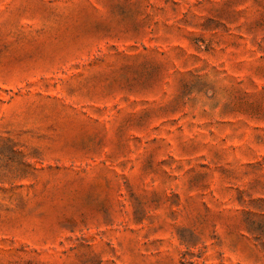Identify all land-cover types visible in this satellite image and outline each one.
<instances>
[{
	"label": "rangeland",
	"instance_id": "374dc122",
	"mask_svg": "<svg viewBox=\"0 0 264 264\" xmlns=\"http://www.w3.org/2000/svg\"><path fill=\"white\" fill-rule=\"evenodd\" d=\"M0 264H264V0H0Z\"/></svg>",
	"mask_w": 264,
	"mask_h": 264
}]
</instances>
